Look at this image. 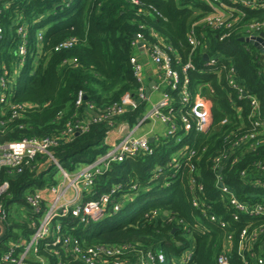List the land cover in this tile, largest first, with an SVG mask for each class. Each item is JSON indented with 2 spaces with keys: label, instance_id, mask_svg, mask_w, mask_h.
<instances>
[{
  "label": "trees",
  "instance_id": "obj_1",
  "mask_svg": "<svg viewBox=\"0 0 264 264\" xmlns=\"http://www.w3.org/2000/svg\"><path fill=\"white\" fill-rule=\"evenodd\" d=\"M134 1L1 0L0 24L4 35L0 39V73L2 64L12 69L17 21L27 26L29 55L10 97L12 102L22 104L24 108L20 109L18 117H12L9 107L0 105V143L27 137L58 136L67 123L77 119L79 113L87 111V105L92 103L101 119L92 122L87 132L69 141H61L52 149L62 166L72 172L107 152L109 146L105 137L108 130L122 122L134 125L145 114L146 101L137 107H129L122 115L107 112L115 103L121 104L126 94L137 97L140 85L130 62L134 53L131 41L135 33L142 31L151 42L157 41L153 35L156 33L172 47L175 67L180 70L191 55V47L186 41L189 27L211 9L199 0ZM252 17H263V11L248 10L246 19ZM39 31H43L41 39ZM200 31L206 32L205 46L192 54V61L199 71L188 73L190 90L196 93L202 89L210 96L214 120L208 132L190 133L185 143L196 149L197 154L192 161L204 190L190 191L187 166L172 176L175 170L170 166V156L176 150L171 149L173 141H155L152 155L139 154L122 162H113L108 171L96 177L93 193L86 197V200L96 198L120 184L122 189L115 199L130 193L135 195L134 201L124 204L116 214L91 220L88 224L77 225L73 218L64 220L65 229L78 236L85 247L131 243L164 252L166 262L162 264H167L186 248L194 246L192 259L187 264H218L217 257L225 251L227 235L232 232L231 248L228 244V250L227 246L231 264H244L243 256L249 264H264V216H241L239 221H234L216 185L212 169L214 159L228 147L225 135L238 120L237 111L227 95L230 91L226 86L227 71H222L219 76L212 73L211 67L205 65L203 53L218 54L220 63L233 64L239 82L261 101L264 100V55L255 45L241 41L242 35L237 30L225 41H219L217 31ZM65 42L69 45L59 47ZM204 82L207 86L200 89ZM80 91L83 93V105L78 108L76 99ZM167 91L177 101L179 111L182 106L178 92ZM243 107V115L246 116L249 106L244 103ZM178 111L175 118L179 117ZM226 113L231 123L221 126L220 121ZM242 149L239 148L237 154L240 155ZM45 160V156L38 155L22 173L8 177L10 188L1 201L9 210V218L7 233L0 241V256L12 241L29 238L32 233L28 221L17 216L18 210L17 214L13 212L14 206H25L27 192L57 184L61 178L53 162L39 168L40 162ZM263 161L264 145H261L255 151L245 153L235 165L224 167L225 184L235 189L242 201L257 199L250 195L255 190L252 181L246 180H253L254 176L264 178V170L258 167ZM156 166L163 168L157 179L153 173ZM244 169L249 174L246 178L239 173ZM134 184L138 185L137 189L132 188ZM195 195L200 207L193 206ZM138 204L142 206L135 211ZM155 210L159 213L154 214ZM129 211L132 212L130 216ZM165 211L172 213L174 219L171 222ZM204 211L225 221L226 228L205 217ZM184 224L191 229L189 232L185 231ZM247 225L259 228L261 232L258 240L248 244L244 253H240L239 234ZM175 227L178 228L176 231ZM39 254L56 260L44 248ZM260 258L262 263L258 262Z\"/></svg>",
  "mask_w": 264,
  "mask_h": 264
},
{
  "label": "built area",
  "instance_id": "obj_2",
  "mask_svg": "<svg viewBox=\"0 0 264 264\" xmlns=\"http://www.w3.org/2000/svg\"><path fill=\"white\" fill-rule=\"evenodd\" d=\"M21 1V0H14ZM73 1V0H69ZM206 4L211 11L200 19L194 21L187 31V44L191 47L189 60L184 63L180 70L175 67V59L171 54L172 47L153 33L157 38L156 42L148 40L142 31L135 33L131 46L134 53L130 57L134 75L139 82L137 97L128 93L124 96L122 103H115L108 108L107 112L111 115H122L129 107H137L142 101L149 100L143 86L142 66L136 56V51L140 48L147 51L153 62L161 72V84L172 92H178L180 110H177L174 97L167 90L162 97L139 117L134 125L122 122L116 125L120 127V134L116 140H110L112 127L107 131L105 142L109 148L106 153L98 156L92 163L84 164L75 171L66 170L53 154L55 148L61 141H69L77 134L85 133L89 130L92 122L101 119L99 113L95 112V105L89 103L87 111L79 113V118L67 123V127L58 136L27 137L19 140L0 143V220L7 225L9 210L1 201L10 188L8 177L12 174L22 173L25 168L30 166L38 155H43L46 160L40 162L39 168H44L49 162H53L59 169L61 178L57 184L46 186L35 191L27 192L26 205L21 207L25 214L21 215L18 210V217L26 219L32 233L29 238H20L12 241L7 250L0 256V264H162L166 262L164 252L154 249H144L131 243L124 244H95L85 247L82 240L64 228V220L73 218L78 224H88L91 220L103 218L109 214H116L121 211L124 204L134 201L135 195L125 193L120 199H115L116 194L122 189V185H114L108 192L102 193L96 198L87 199L93 193L94 180L98 175L108 171L113 162H122L127 158L135 157L139 154L152 155L155 152L153 143L165 139V142L173 141L176 149L170 156V166L175 170L172 176L187 166L188 185L191 192H201L204 190L202 181L194 164L193 157L197 154L196 149L185 143L186 137L190 133L203 134L210 130L213 124V110L210 96L205 94L202 87L207 86V82L202 83L199 91L192 93L190 71H199L192 61V54L205 46V33L202 29L217 31L219 41H225L232 36L235 30L239 31L245 43L255 45L260 53V48H264V0H199ZM134 2H137L136 0ZM1 3V0H0ZM262 10L263 17H252L246 19L248 10ZM2 5L0 4V12ZM17 40L14 62L12 69L2 64L0 73V105L8 106L12 117H18L22 104L14 103L10 97L13 94L17 79L24 67L29 55L28 30L25 23L17 21L16 28ZM4 30L0 24V39L3 38ZM43 31H39L38 37L42 38ZM262 37L261 41L258 38ZM252 41V42H251ZM142 43V46L139 45ZM65 42L59 47L67 46ZM58 47V48H59ZM205 65L211 67L212 73L219 76L222 71H227L226 86L230 90L227 95L232 107L237 111V122L234 127H230L225 135V142L228 147L219 153L212 165L216 175V185L220 190L223 202L231 210V217L234 221H239L241 216L259 217L264 216V178L255 177L251 182L255 190L251 196L257 198L253 202L242 201L238 198L235 189L225 184L222 174L224 167L235 165L244 157L245 153L255 151L264 145V100L261 101L255 95L246 91L245 87L239 82L237 69L233 64L220 63V56H211L204 52ZM208 54V59L205 55ZM222 55V54H219ZM219 63V64H218ZM200 73H204L201 70ZM127 100L125 101V99ZM244 103L249 106L246 116L243 115ZM83 105V93L80 91L76 99V106ZM178 111L179 117L175 118ZM162 123L166 130L164 135H159L152 127L149 132L137 134V132L149 121ZM231 119L228 113L220 121V125H228ZM154 137V141H150ZM239 148H243L241 156L237 154ZM236 149V150H235ZM235 150V151H234ZM264 162V161H263ZM264 170V163L258 166ZM154 178L160 177L163 173L161 166L154 169ZM242 178L249 176L247 169L239 172ZM170 182H167L169 184ZM138 185L134 184L133 189ZM260 198V200H258ZM194 207H200L198 197L193 196ZM157 210L154 214H158ZM164 214L169 217L171 222L174 217L167 211ZM203 215L213 222H218L221 228H226V222L219 220L215 214L203 212ZM178 221V220H176ZM181 222V221H180ZM185 231L191 229L184 224ZM178 228L175 227L174 231ZM259 228H251L247 225L239 234V252L244 253L245 247L254 243L260 236ZM234 234L228 233L225 242V251L218 257V264H231L230 255L227 252L229 244ZM228 246V250H229ZM249 247V246H247ZM48 251L56 260L52 261L48 257L39 254L40 249ZM251 249V248H250ZM194 246L186 250L177 258L171 259L172 264H187L191 261ZM244 264H249L248 259L243 256ZM259 263L263 260L260 258Z\"/></svg>",
  "mask_w": 264,
  "mask_h": 264
},
{
  "label": "crops",
  "instance_id": "obj_3",
  "mask_svg": "<svg viewBox=\"0 0 264 264\" xmlns=\"http://www.w3.org/2000/svg\"><path fill=\"white\" fill-rule=\"evenodd\" d=\"M136 56L138 58L139 63L142 66V78H143L142 84L144 86L147 97L149 98V100H147V106H146V109L148 110L151 107L152 103H155L157 100H159L162 97V94L167 90V88H165L161 84V76H162L161 72L158 66L153 62L150 54L144 49L140 48L136 51ZM126 100L127 98L125 99V101ZM120 132H121L120 127L118 128L117 126H115L112 129V132L109 137V141L116 140ZM147 132H149V130L145 131L144 133Z\"/></svg>",
  "mask_w": 264,
  "mask_h": 264
},
{
  "label": "rangeland",
  "instance_id": "obj_4",
  "mask_svg": "<svg viewBox=\"0 0 264 264\" xmlns=\"http://www.w3.org/2000/svg\"><path fill=\"white\" fill-rule=\"evenodd\" d=\"M152 127H154L155 131L158 132L159 135H162V136L164 135L165 130H166L165 126L162 123H160L158 121H153V120H151V121L147 122L145 125H143V127L137 132V134H142L145 131L150 130ZM173 148H174V142H173V144H171V149H173ZM141 206L142 205L138 204L135 207V211L138 210L139 208H141ZM17 210H19L21 215H24L26 213L25 210H23L21 207L14 206V211L13 212L15 214H17ZM128 213H129L128 216H130L132 214L131 211H129ZM167 264H172V263H171V261H169Z\"/></svg>",
  "mask_w": 264,
  "mask_h": 264
},
{
  "label": "water",
  "instance_id": "obj_5",
  "mask_svg": "<svg viewBox=\"0 0 264 264\" xmlns=\"http://www.w3.org/2000/svg\"><path fill=\"white\" fill-rule=\"evenodd\" d=\"M264 34L261 33V36H263ZM262 40V37H259L258 38V41H261ZM241 41H247L246 39H244L243 37H241ZM252 42V41H251ZM253 43L255 45H258L259 43L258 42H254ZM140 46H142V43H139ZM261 52H264V48H260ZM205 58L208 59V54L205 55ZM79 135V134H77ZM150 141L153 142L154 141V137H150ZM7 233V225L0 220V241L5 237Z\"/></svg>",
  "mask_w": 264,
  "mask_h": 264
}]
</instances>
